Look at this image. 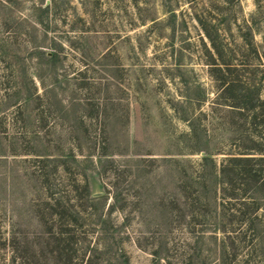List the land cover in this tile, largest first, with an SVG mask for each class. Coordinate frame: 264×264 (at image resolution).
I'll list each match as a JSON object with an SVG mask.
<instances>
[{"label": "rangeland", "instance_id": "obj_1", "mask_svg": "<svg viewBox=\"0 0 264 264\" xmlns=\"http://www.w3.org/2000/svg\"><path fill=\"white\" fill-rule=\"evenodd\" d=\"M52 1L0 0V264H72L39 215L61 178L104 197L85 206L98 215L118 200L111 229L80 239L106 247L101 264H222L213 208L169 162L219 163L264 134L218 105L197 21L264 101V0Z\"/></svg>", "mask_w": 264, "mask_h": 264}, {"label": "trees", "instance_id": "obj_2", "mask_svg": "<svg viewBox=\"0 0 264 264\" xmlns=\"http://www.w3.org/2000/svg\"><path fill=\"white\" fill-rule=\"evenodd\" d=\"M52 2L54 3V0ZM44 11L48 13L49 6H46ZM197 21L203 28L214 52L213 54L208 51L210 60L207 65L210 68L211 77L219 86L216 97L218 105L227 106L235 111L245 121V125L264 129V101L248 84L233 78L234 70L230 66L218 63L215 56L220 55V49L212 38L207 23L200 18ZM48 55L49 63L58 61V54L51 52ZM195 135H197V129L191 125L188 136ZM246 142L245 144L244 141L243 146H239L238 152L224 154L219 163L208 152L197 164L189 160L168 161L177 166L178 173L184 172L186 180L181 185L185 187V190L189 188L198 190L195 201L204 207L207 213H210L213 208L214 224L216 227H221L218 231L224 235L223 240L220 241L222 264H225L224 261H227V264H252L253 262V264H264V134L249 133ZM89 156L92 158L95 155ZM71 157L76 158L73 155L61 157V168L64 167L67 158ZM65 171L63 168V173ZM155 181L158 183L159 179ZM76 183L77 181H74V184L66 185L61 178L59 186L62 188L59 192H52L49 186L50 194L39 211L41 222L47 227L50 240H54L58 245L56 252L61 254L60 256H67L69 263L101 264L102 256L100 255L106 247L101 244L93 247L88 245V249L85 250L80 246V239L88 240V236L96 231L106 233L111 229L109 216L114 211L118 200L115 199L110 213L98 215L99 210L96 204L104 206L106 199L92 198L86 181L82 190L80 183ZM176 202L179 205L181 200ZM86 204L89 208L97 209L98 212L85 208ZM95 215L98 221L94 222ZM202 239L206 240L207 236L203 234ZM215 239L218 242L217 236ZM225 240H229V244L233 246L235 251L233 258L228 257ZM63 244L67 246L62 247ZM52 253H55V250ZM238 255H241V259L247 255V259L240 263ZM194 262L195 259L192 258L189 264Z\"/></svg>", "mask_w": 264, "mask_h": 264}]
</instances>
